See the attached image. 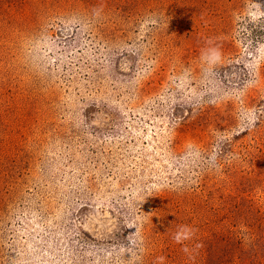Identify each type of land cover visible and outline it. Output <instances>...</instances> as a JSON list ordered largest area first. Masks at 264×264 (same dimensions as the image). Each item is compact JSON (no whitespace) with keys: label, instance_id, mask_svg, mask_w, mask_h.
Segmentation results:
<instances>
[{"label":"rangeland","instance_id":"1","mask_svg":"<svg viewBox=\"0 0 264 264\" xmlns=\"http://www.w3.org/2000/svg\"><path fill=\"white\" fill-rule=\"evenodd\" d=\"M0 264H264V0H0Z\"/></svg>","mask_w":264,"mask_h":264}]
</instances>
